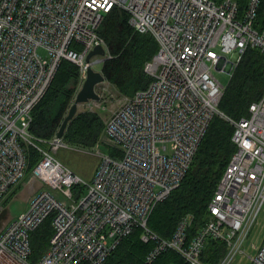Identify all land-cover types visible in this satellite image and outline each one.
<instances>
[{"label": "built area", "instance_id": "1", "mask_svg": "<svg viewBox=\"0 0 264 264\" xmlns=\"http://www.w3.org/2000/svg\"><path fill=\"white\" fill-rule=\"evenodd\" d=\"M234 1L0 0V213L24 182L28 147L40 155L30 178L42 184L27 209L0 230V264H101L135 227L141 239L154 241L148 262L169 249L187 264H204L200 255L209 237L227 245L219 264L244 252L264 208V94L249 104L248 118L225 116L235 150L203 227L188 239L187 214L171 237L162 238L147 224L155 205L181 183L213 117L223 116L218 103L224 85L213 68H234L247 46L264 53V32L252 23L259 0H248L243 19ZM115 7L126 11L135 31L151 34L158 48L144 66L148 85L124 96L105 122L114 152L101 153L85 179L56 157L65 143L61 137L39 139L29 125L62 59L86 60L97 45L108 55L98 31ZM102 57L87 61L82 79ZM63 194L79 200L64 201ZM46 219L52 232L33 259L31 235ZM262 240L249 264H264Z\"/></svg>", "mask_w": 264, "mask_h": 264}, {"label": "trees", "instance_id": "2", "mask_svg": "<svg viewBox=\"0 0 264 264\" xmlns=\"http://www.w3.org/2000/svg\"><path fill=\"white\" fill-rule=\"evenodd\" d=\"M213 1L218 3L222 0ZM235 1L237 17L243 19L248 0ZM252 23L256 30L264 32V0H259ZM98 32L108 48V56L100 67L105 80L124 95H132L145 88L150 77L144 66L157 51L156 39L149 33L135 31L128 24L126 11L116 7L104 15ZM81 81L79 65L62 59L49 87L32 110L29 131L35 137L50 139L58 131ZM263 93L264 53L256 46H247L224 86L218 107L225 116L240 119L248 116L249 104ZM104 127L105 121L98 111L79 110L68 121L62 139L78 148L91 146L102 139ZM232 132L233 126L227 118L220 115L213 117L181 183L159 201L149 215L148 227L157 235L171 237L178 222L187 214L192 216L187 228L188 239L203 227L209 217V201L235 150ZM41 144L47 146L46 143ZM108 148L109 153H112L113 149ZM27 156L25 178L29 177L30 170L40 158L33 147H28ZM141 231L140 227H135L130 234L122 237L101 264H187L178 253L169 249L162 251L153 261H146L154 241H143L140 238ZM51 232L49 219L32 232L33 259L46 249ZM226 253L227 245L223 240L209 237L204 243L200 259L204 264H219Z\"/></svg>", "mask_w": 264, "mask_h": 264}, {"label": "rangeland", "instance_id": "3", "mask_svg": "<svg viewBox=\"0 0 264 264\" xmlns=\"http://www.w3.org/2000/svg\"><path fill=\"white\" fill-rule=\"evenodd\" d=\"M99 67L100 65L95 66L96 69H99ZM213 73L214 76L219 80V82L224 86L226 85V83L229 80V77L231 76V71L225 69L213 68ZM81 80H82V76H81ZM96 90L100 95L99 101H101L103 106L99 108L97 106V103L95 102H94L95 104L93 103L90 106L92 107L93 111L94 110L98 111V113L101 114V116L105 121L110 116L112 111H114L118 106H120L121 102L123 101L124 94H120L114 86L108 84L107 82H102L98 84ZM78 108L79 110L88 109L89 105L85 103H81ZM58 147L59 148H56L55 150V153L57 154L56 156L62 162H64L68 167H70L72 170H74L76 173H78L80 176L84 177L85 179L91 178L96 168V165L100 159L99 153H109L110 151L108 145L102 140L97 141L95 144L91 146L86 145L80 148H78L79 146L76 147L61 142V145ZM28 178L29 177H26L25 181L23 182L22 185H20L18 190L12 193L5 200L4 202L5 211L1 213V216L3 218L17 216L18 214L24 212L27 209L28 197L31 196V191H32V186L30 182L31 180H28ZM259 221L260 223L264 221V208L262 209V212L258 219V223ZM255 227L256 225L254 226L253 230L255 229ZM257 242H258L257 240L256 242H252L250 248L252 251L257 246ZM245 247H246V243L243 246L244 251H245ZM244 253L242 254L246 258L242 256L240 253L232 257L228 264H247L249 258ZM247 254H249L248 251Z\"/></svg>", "mask_w": 264, "mask_h": 264}, {"label": "water", "instance_id": "4", "mask_svg": "<svg viewBox=\"0 0 264 264\" xmlns=\"http://www.w3.org/2000/svg\"><path fill=\"white\" fill-rule=\"evenodd\" d=\"M104 55L105 50L101 45L95 46L89 53L86 55V60L89 61L93 55ZM231 68V64L228 66V69ZM104 80V76L101 71L94 70L91 66L87 68L86 76L82 82L81 87L77 91L75 98L68 109L66 116L64 117L61 125L58 129L57 136L61 137L63 135L64 129L70 119L74 117L77 112L78 104L85 102L89 98L99 99L98 93L95 91V85Z\"/></svg>", "mask_w": 264, "mask_h": 264}, {"label": "bare ground", "instance_id": "5", "mask_svg": "<svg viewBox=\"0 0 264 264\" xmlns=\"http://www.w3.org/2000/svg\"><path fill=\"white\" fill-rule=\"evenodd\" d=\"M225 1H227V0H222V1H220V2H215L216 4H218V5H220V4H222V3H224ZM233 1V0H232ZM235 2V1H234ZM107 46V45H106ZM94 48V47H93ZM92 50V49H91ZM91 50H88V52L87 53H89ZM105 50V49H104ZM107 50H108V48H107ZM87 55V54H86ZM96 55H99V54H96ZM95 55H93L92 57H94ZM100 56H102V55H100ZM108 55H106V51H105V54L103 55V57L101 58V61H98V62H96L95 63V65L94 66H91L94 70H97V71H101V69H100V67H101V64H102V62L105 60V58L107 57ZM91 57V58H92ZM86 58V57H85ZM90 58V59H91ZM90 61V60H89ZM74 63H76L77 65H79V67H80V71L82 70V69H84V67L88 64V62H87V60H85V59H78V60H76V61H73ZM148 62V61H147ZM96 65H100V67H99V69H96L95 68V66ZM235 67V66H234ZM233 69L234 68H227L226 70H228V71H233ZM87 72V71H86ZM102 73V72H101ZM81 74V73H80ZM85 76H86V74H85ZM104 76V75H103ZM85 78V77H84ZM84 78L82 79V81L81 82H83V80H84ZM102 82H107L106 80H105V78H104V80L103 81H101L100 83H102ZM100 83H98V84H100ZM108 84H110L109 82H107ZM98 84H96L95 85V91L97 92V86H98ZM82 85V84H81ZM81 87V86H80ZM79 90V89H78ZM77 90V91H78ZM77 93V92H76ZM98 93V92H97ZM264 94V93H263ZM76 95V94H75ZM98 95H99V93H98ZM124 96H126V95H124ZM102 97V96H101ZM75 98V97H74ZM100 100V95H99V99H91V98H89L88 100H86L85 102H82V103H85V104H87V105H89V110H93L92 109V107L90 106L91 104H93L94 102L95 103H97V106L99 107V108H101L103 105H102V103H101V101H99ZM94 103V104H95ZM81 104V103H80ZM80 104H78V107H79V105ZM220 110V109H219ZM79 111V108L77 109V112ZM95 111V110H94ZM76 112V113H77ZM223 114V113H222ZM221 117H225V115L223 114V116H221ZM226 118V117H225ZM246 118H248V116H246V117H241L240 119H246ZM108 119V118H107ZM106 119V120H107ZM106 120H105V122H106ZM58 132V131H57ZM57 132L55 133L56 134V136H57ZM55 134L53 135V136H55ZM63 136V135H62ZM62 136H61V138H62ZM57 137H59V136H57ZM102 141H104L109 147H111L110 145H109V143L105 140V132H103V136H102V139H101ZM111 149H113L112 147H111ZM113 152H114V149H113ZM112 152V153H113ZM99 154H101V153H99ZM111 154V153H110ZM57 157V156H56ZM99 158H100V155H99ZM100 160V159H99ZM99 162V161H98ZM98 164V163H97ZM97 166V165H96ZM92 177V176H91ZM29 178H30V175H29ZM28 178V179H29ZM25 181V180H24ZM32 196V195H31ZM30 199V198H29ZM62 199L64 200V201H67V202H75V201H77V200H79V198H76V197H69V196H67V195H65V194H63L62 195ZM1 220V219H0ZM8 224V222H6L5 224H1V222H0V230L3 228V227H5L6 225ZM252 231V230H251ZM251 231L249 232V235H250V233H251ZM143 240V239H142ZM144 241V240H143ZM145 242H147V241H145ZM263 243V242H262ZM261 243V244H262ZM159 254H155V255H153L152 256V258H156L157 256H158Z\"/></svg>", "mask_w": 264, "mask_h": 264}, {"label": "crops", "instance_id": "6", "mask_svg": "<svg viewBox=\"0 0 264 264\" xmlns=\"http://www.w3.org/2000/svg\"><path fill=\"white\" fill-rule=\"evenodd\" d=\"M28 180H31L30 182H31V186H32V191H31V195L36 191V190H38V189H40V188H42V184L40 183V182H38L37 180H35V179H33V178H29ZM31 197V196H30ZM30 197H28V200H29V198ZM12 217H6V218H3L2 216H1V213H0V222H1V224H5L6 222H8L10 219H11ZM263 227H264V221H262L261 223H260V221H259V223L258 224H256V227H255V229L254 230H252L251 231V233H250V235L249 236H251L250 237V239H248V241L246 242V247H245V255H247V257L249 258L250 257V255L252 254V253H254V250H255V248L253 249V251L250 249L251 248V244H252V242H256V240L259 242H257V246H259V245H261V243L263 242V240H261V238H262V236H264V229H263ZM249 250H251V251H249ZM247 251L249 252V254H247ZM242 256H244L243 254H241ZM245 257V256H244ZM246 258V257H245ZM247 264H249V259H248V261H247Z\"/></svg>", "mask_w": 264, "mask_h": 264}, {"label": "snow or ice", "instance_id": "7", "mask_svg": "<svg viewBox=\"0 0 264 264\" xmlns=\"http://www.w3.org/2000/svg\"><path fill=\"white\" fill-rule=\"evenodd\" d=\"M105 2H106V0H105ZM103 6V5H102Z\"/></svg>", "mask_w": 264, "mask_h": 264}]
</instances>
